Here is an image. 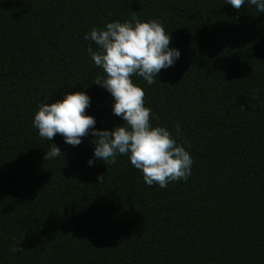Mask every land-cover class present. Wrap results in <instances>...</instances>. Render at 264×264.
Instances as JSON below:
<instances>
[{
  "label": "trees",
  "instance_id": "16d2710c",
  "mask_svg": "<svg viewBox=\"0 0 264 264\" xmlns=\"http://www.w3.org/2000/svg\"><path fill=\"white\" fill-rule=\"evenodd\" d=\"M133 15L160 20L181 53L151 85L132 77L151 123L191 143V176L163 189L126 156L89 167L94 137L71 147L32 124L45 96L74 91L97 129L124 123L84 35ZM49 143L58 158L44 159ZM0 264H264V13L226 0H0Z\"/></svg>",
  "mask_w": 264,
  "mask_h": 264
},
{
  "label": "clouds",
  "instance_id": "9594fccd",
  "mask_svg": "<svg viewBox=\"0 0 264 264\" xmlns=\"http://www.w3.org/2000/svg\"><path fill=\"white\" fill-rule=\"evenodd\" d=\"M254 6L264 13V0H226V5L239 10L242 5ZM84 39L94 42L87 52L96 66L102 69L95 84L112 97L111 114L124 123L111 130H99L96 119L86 114L91 98L84 91L63 95L54 103H38L32 124L38 135L51 141L60 134L64 144L77 147L84 137H94L92 156L87 165L96 160L110 166L117 156H126L130 164L143 174L146 185L158 184L161 189L176 181L186 182L191 176L193 160L186 148L190 141L179 135L173 136L164 126L151 123V108L145 106V93L139 84L133 83L135 75L148 85L153 84L161 72L175 66L180 51L169 47L171 33L165 31L158 19L140 20L133 15L130 20L106 23L102 28H92ZM241 111L243 109L241 108ZM62 154L56 144L49 143L45 160H53ZM105 174L97 175V184L105 181ZM13 253L22 252L14 246Z\"/></svg>",
  "mask_w": 264,
  "mask_h": 264
}]
</instances>
